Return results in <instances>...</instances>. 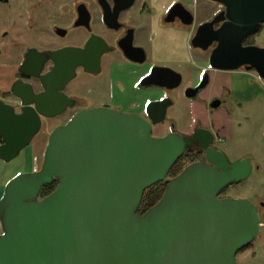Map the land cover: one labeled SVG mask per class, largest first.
Segmentation results:
<instances>
[{"label": "water", "instance_id": "1", "mask_svg": "<svg viewBox=\"0 0 264 264\" xmlns=\"http://www.w3.org/2000/svg\"><path fill=\"white\" fill-rule=\"evenodd\" d=\"M217 1L226 6L227 20L214 31L212 22L200 28L195 46H203L209 29V43L218 42L212 67L245 66L264 82V46L244 44L264 22V0ZM170 103L165 98L154 104L163 116ZM29 117L19 116L15 129L4 131L2 158H14L36 132L39 123ZM151 128L136 113L104 107L81 109L57 127L42 168L16 175L0 199V264H238V252L260 231L261 211L248 198L220 194L249 177L252 162L245 157L229 163L201 142L207 160L167 180L187 147L201 141V130L185 139L177 132L153 136ZM20 131L23 138L16 139ZM56 179V188L39 198ZM165 179L162 198L139 214L144 191Z\"/></svg>", "mask_w": 264, "mask_h": 264}, {"label": "flooded vegetation", "instance_id": "2", "mask_svg": "<svg viewBox=\"0 0 264 264\" xmlns=\"http://www.w3.org/2000/svg\"><path fill=\"white\" fill-rule=\"evenodd\" d=\"M226 20V6L217 0H0V149L4 131L15 129L19 116L39 123L14 158L0 160L11 162L25 149L38 164L16 175L39 171L57 127L81 109L104 107L140 115L157 137L177 132L187 139L201 130V141L186 149L199 155L194 162L207 160L201 142L223 152L229 163L245 157L252 162L250 153L231 156L240 127L236 117L248 120L252 112L248 88L240 94L234 80L220 92L208 89L216 72L257 71L212 67L218 42L209 43V29L200 39L203 46L194 44L200 28L212 22L214 31ZM262 33L264 38V22L244 44L260 45L254 35ZM202 82L196 96H187ZM179 93L202 108L178 104ZM165 98L171 103L162 116L154 103ZM221 112L226 121L218 125ZM16 175L0 186V199Z\"/></svg>", "mask_w": 264, "mask_h": 264}, {"label": "rangeland", "instance_id": "3", "mask_svg": "<svg viewBox=\"0 0 264 264\" xmlns=\"http://www.w3.org/2000/svg\"><path fill=\"white\" fill-rule=\"evenodd\" d=\"M256 36L260 46H264L263 33ZM238 78L239 82L244 81L243 87L248 88L247 93L250 95L247 96L252 97V104L249 105L252 112L248 120L239 115L236 117V124L240 123L238 124L240 127H237V141L231 156L238 158L250 153L253 155L252 165L254 167L249 177L239 183L230 185L226 196L248 198L257 203L261 210V220L264 222V82L255 72H234V80H238ZM246 80L249 82L248 86L245 83ZM219 86L220 82H212L210 89H219ZM178 95V104H186L188 108L190 104L193 107L202 108L199 101L190 100L181 93ZM37 160L32 157L30 151L25 149L11 162L0 160V186L4 185V181H7L8 178L16 175L19 171L30 170L35 167L38 164L35 162ZM262 222L260 231L251 247L237 255L238 264H264V224Z\"/></svg>", "mask_w": 264, "mask_h": 264}, {"label": "trees", "instance_id": "4", "mask_svg": "<svg viewBox=\"0 0 264 264\" xmlns=\"http://www.w3.org/2000/svg\"><path fill=\"white\" fill-rule=\"evenodd\" d=\"M256 35H258V34H256ZM256 35H254V38H257ZM198 158H199V155L195 151L188 149L186 152H184V154L173 165V167L171 168L166 179L168 180V179H171L174 176L178 175L187 165L194 162ZM166 179L157 182L156 184L150 186L149 188H147L144 191L142 202H141V204L138 208V211H137L139 214L145 213L149 208H151L153 205H155L162 198V196L166 190V187H167V180ZM58 183H59V180L57 179V180H55L49 184H45L42 188L40 197L43 198L44 196L51 193L56 188ZM229 188H230V185L227 186L225 189H223L220 196L225 197ZM250 245L251 244L247 245L246 247H244L240 251L249 248Z\"/></svg>", "mask_w": 264, "mask_h": 264}, {"label": "crops", "instance_id": "5", "mask_svg": "<svg viewBox=\"0 0 264 264\" xmlns=\"http://www.w3.org/2000/svg\"><path fill=\"white\" fill-rule=\"evenodd\" d=\"M212 81H213V83L214 82L215 83L220 82V86H219V89H217V88L211 89V92L212 93H214V92L215 93L220 92L222 86L231 85L233 83V81H234V72H231V71H220V72H216ZM234 84H237V88L240 90V92H241V90L242 91L244 90L243 89L244 87H243L241 81L239 82V78H238V80H236V82ZM210 88H211V86H210ZM210 88L208 90H210ZM221 115H222V112H221ZM215 119H218V117H216ZM221 120L222 121L220 123L217 120V124L218 125H221L222 123H225L226 116L225 115H222ZM262 223L264 224V222H262Z\"/></svg>", "mask_w": 264, "mask_h": 264}]
</instances>
